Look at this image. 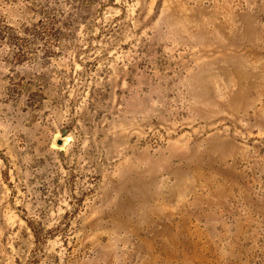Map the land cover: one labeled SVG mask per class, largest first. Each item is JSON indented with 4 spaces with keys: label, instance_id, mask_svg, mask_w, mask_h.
Wrapping results in <instances>:
<instances>
[{
    "label": "rangeland",
    "instance_id": "1",
    "mask_svg": "<svg viewBox=\"0 0 264 264\" xmlns=\"http://www.w3.org/2000/svg\"><path fill=\"white\" fill-rule=\"evenodd\" d=\"M0 264H264V0H0Z\"/></svg>",
    "mask_w": 264,
    "mask_h": 264
},
{
    "label": "water",
    "instance_id": "2",
    "mask_svg": "<svg viewBox=\"0 0 264 264\" xmlns=\"http://www.w3.org/2000/svg\"><path fill=\"white\" fill-rule=\"evenodd\" d=\"M58 144H60V142Z\"/></svg>",
    "mask_w": 264,
    "mask_h": 264
}]
</instances>
